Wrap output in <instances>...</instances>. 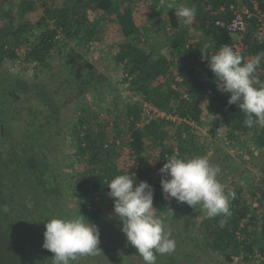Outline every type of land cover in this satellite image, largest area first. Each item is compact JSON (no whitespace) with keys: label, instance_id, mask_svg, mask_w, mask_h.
I'll use <instances>...</instances> for the list:
<instances>
[{"label":"trees","instance_id":"trees-1","mask_svg":"<svg viewBox=\"0 0 264 264\" xmlns=\"http://www.w3.org/2000/svg\"><path fill=\"white\" fill-rule=\"evenodd\" d=\"M174 1L169 6L153 5L155 27L148 29L137 15L138 7L148 0H41L43 12L35 22L30 18L40 9L38 0H21L16 10L11 6L15 0H0V68L15 61L17 49L24 48L25 68L37 63L34 78L45 77L56 57L62 60L58 72L68 73L56 86L42 77L32 83L23 98H15L10 91L14 92L20 77L0 72V118L5 123L0 135V221L12 222L2 231L16 239L14 252L20 264H54V254L42 246L45 224L40 221L73 215L71 209H65L62 197L71 198L74 209L90 222L102 225V206L114 199L108 195L107 184L127 170L135 174L137 183L146 181L152 186L155 214L165 221V215L175 210L172 199L162 194L159 169L173 154L209 159L210 145L200 140L205 116H214L212 134L225 127L226 139L240 149L252 154L251 145L264 147V127L244 125V113L236 105H228L230 93L218 90L207 59L202 60L205 52L211 54L223 44L233 45V34L217 21H229L234 16L231 5H251L250 0ZM258 3L264 15V0ZM181 4L196 9L190 26H184L175 15ZM258 22L252 18L242 35L245 61L264 52V43L254 35L260 32ZM110 24L117 31L112 45L117 48L114 62L127 74L123 80L129 82L137 97L174 114L176 121L157 119L138 127L141 109L134 102L126 101L122 108L118 102L107 105L103 115L98 107L106 106L105 95L91 107L83 99L90 91L112 84L96 62L85 56L103 39L104 28ZM166 33L171 55L156 46H142L154 35ZM255 76L257 87L264 85V62ZM112 88L119 91L117 86ZM77 100L80 107L74 106ZM72 106L79 108L77 114L73 109L67 112ZM122 120L130 131L127 137ZM64 128L70 130L69 142L81 166L71 175L70 184L60 180ZM255 168L260 175L256 186L246 184L232 190L236 198L231 200L230 216L208 218L205 213L195 221L197 224L191 221L198 229L194 227L197 236L190 238L201 241L195 247L203 253L185 255L201 259L215 253L226 264L242 255V263L258 260L264 264V157ZM52 205L58 206L56 212ZM40 208H48L49 214L34 224L32 211ZM17 220H24L19 229L14 226Z\"/></svg>","mask_w":264,"mask_h":264},{"label":"clouds","instance_id":"clouds-1","mask_svg":"<svg viewBox=\"0 0 264 264\" xmlns=\"http://www.w3.org/2000/svg\"><path fill=\"white\" fill-rule=\"evenodd\" d=\"M175 15L187 27L193 23L196 9L181 4ZM254 35L258 42L264 43V33ZM203 54L202 60L207 59V67L214 74L218 90L230 93L228 105H236L244 113V125L264 127V85L257 87L259 81L255 76L264 62V52L245 61L239 50L223 44L215 52ZM165 160L159 169L165 199L174 198L194 209L200 206L208 218L231 215L230 203L236 193L226 191L218 179L219 165L199 155L182 158L173 154ZM107 186L109 197L114 198L113 211L122 224L121 231L144 264H156L158 255L175 251L176 241L155 214L150 184L146 181L137 183L135 174L127 170L126 174L116 175ZM46 221L42 246L54 254V264H73L80 257L101 253L99 228L83 215L54 217Z\"/></svg>","mask_w":264,"mask_h":264},{"label":"rangeland","instance_id":"rangeland-1","mask_svg":"<svg viewBox=\"0 0 264 264\" xmlns=\"http://www.w3.org/2000/svg\"><path fill=\"white\" fill-rule=\"evenodd\" d=\"M21 0H15L14 4H11L13 10H16L19 6ZM61 2H72L73 0H57ZM148 0V3L141 5L137 9L138 20L140 23L146 27L154 28L153 17L155 9L153 5L155 3L169 6L171 3H174V0ZM184 3V1H182ZM40 6L39 11H35L31 14V21L35 22L39 15L43 12V6L41 0H38ZM165 8V7H163ZM146 27V28H147ZM167 37L168 34H156L153 36V39L150 42L146 41L142 44L143 47L148 49L150 46H156L157 49H161L164 53L170 54V50L167 46ZM235 39L239 38L238 34H233ZM117 40V31L114 26L111 24L104 28L103 39L99 42L94 43L91 51L86 54V58L90 59L93 62H96V65L99 71L103 76L108 78L111 81V85L117 86L118 90H114L111 85H107L98 90H92L83 97L86 103L91 107L96 102L100 101V96L105 95L106 97V106L104 104L101 107H98L99 110L105 114V108L107 105L111 106L114 103L118 102L120 108L126 103V98H123V91L119 88L118 83L121 82V68L117 67L114 62V53L117 51V48L112 47ZM75 45V42H72ZM80 51L83 52L81 49ZM61 58L56 57L53 61V69L47 71V75L44 77L46 82H51L52 84L58 85L60 83V78L66 76L68 73H59L58 70L62 67ZM37 70L36 67H30L29 69L17 68L16 71L11 70L10 62H5L0 72L2 73H13L11 75L20 77L17 80L14 90H18L23 94H27L30 90L32 83L41 81L40 78H34V72ZM54 73V74H52ZM123 93V94H122ZM125 97V95H124ZM80 101H75L74 106H78ZM101 108H103L101 110ZM72 107L67 109V112L70 113ZM78 109H73V113L77 114ZM72 113V112H71ZM214 116H205L203 125L200 126L201 132V141L202 143H209V161L213 164L219 165L221 168V173L218 176L220 182L225 186L226 191H232L237 186L249 184L250 186H256L260 175L255 168V165H258L260 160L264 157V147L263 146H250L249 149L253 150H242L238 145L231 143L230 139L225 137V127L217 129L215 134H212L211 128H216ZM198 126V125H197ZM196 126V127H197ZM121 127L124 133V136L127 137L130 135L129 128L125 124V120H122ZM69 128H64L61 131L62 141H63V150L60 152V160L63 163V168L60 170L62 177L61 181H66L68 184L71 183V175H74L79 167V160L76 154L74 153V148L71 147L69 142L70 136ZM71 196V195H70ZM63 202L66 201L65 209L71 211L73 215H79L73 205L71 204L68 197L63 198ZM173 201L174 212L170 211L165 215V221L162 220L166 230L171 233V238L176 241L175 251L171 254L158 255L156 264H226L223 259L218 254H211L209 256H202L203 258L199 259L195 256H187L184 253H203L201 248L195 247V244L200 243L201 241L196 240L194 242L191 240V236H194V225L199 219L205 215V211L197 206L195 209L186 203L177 202L174 198H171ZM54 204H57L54 203ZM58 207L57 205H52L51 210ZM48 208L35 209L33 214H31L34 219L31 220L32 223H38L40 217L45 216L49 211ZM114 203L113 200L107 201L102 206V225H100V243L98 245L101 253H98L95 256H83L80 257L76 262L77 264H144L142 258L138 255L135 247L131 246L125 237V234L121 231L122 224L119 219L114 214ZM201 210V212H200ZM203 210V212H202ZM54 212L55 209H54ZM199 212V214H197ZM47 214V215H48ZM53 215V214H52ZM197 215V216H196ZM36 218V219H35ZM41 223L46 224L45 218L41 219ZM24 220H17L14 223L15 228H21L20 223ZM194 224H192V222ZM196 221V222H195ZM11 222V220H10ZM9 222V223H10ZM39 222V223H40ZM199 222V221H198ZM8 223V224H9ZM12 223V222H11ZM7 221H0V264H20L21 261L16 257L14 249L17 245L16 239H13L12 236H9L7 233H3L7 227ZM197 224V223H196ZM194 231V232H193ZM199 255V254H198ZM174 257V258H173ZM232 264H260L258 260L249 261L246 263L233 262Z\"/></svg>","mask_w":264,"mask_h":264},{"label":"built area","instance_id":"built-area-1","mask_svg":"<svg viewBox=\"0 0 264 264\" xmlns=\"http://www.w3.org/2000/svg\"><path fill=\"white\" fill-rule=\"evenodd\" d=\"M251 5L248 4H242L239 7H236L235 5H231V9L233 10L234 16L227 22H223L221 20L217 21V25L219 26H225L227 30L231 34H238L239 38L234 39V43L232 47L235 50H239L242 54L245 51V45L243 41V34L248 29V24L252 18L258 19L259 24V31L264 33V15L259 7L258 0H250ZM168 34L171 33V30L168 29ZM58 39H61V34H58L56 36ZM17 58L15 61L10 62L11 70L16 71L17 68L22 69L26 67V52L24 48L17 49ZM36 62H33L30 67H36ZM121 82L118 83L119 88L123 91L124 95L126 96L127 102H134L140 107V115L141 119L137 122V126L141 127L145 123H149L151 120H157V119H167L171 121H176L177 116L174 114L168 112L167 110H163L153 104L150 101L143 100L136 96L135 92L130 89L129 82H125L123 79L127 74H125L121 70ZM178 80H181V77H177ZM134 100V101H133ZM257 205V202L254 203ZM242 255L235 257L234 262L238 263L242 259Z\"/></svg>","mask_w":264,"mask_h":264},{"label":"flooded vegetation","instance_id":"flooded-vegetation-1","mask_svg":"<svg viewBox=\"0 0 264 264\" xmlns=\"http://www.w3.org/2000/svg\"><path fill=\"white\" fill-rule=\"evenodd\" d=\"M20 94H23V93H21L18 90H14V92L10 91V95L15 97V98H23L25 96V94H24V96L21 97ZM0 119H2V118H0ZM4 131H5V123L3 122V119H2V122L0 123V135H3Z\"/></svg>","mask_w":264,"mask_h":264},{"label":"water","instance_id":"water-1","mask_svg":"<svg viewBox=\"0 0 264 264\" xmlns=\"http://www.w3.org/2000/svg\"><path fill=\"white\" fill-rule=\"evenodd\" d=\"M20 96H21V97H23V96H24V94H20ZM1 122H2V119H0V123H1Z\"/></svg>","mask_w":264,"mask_h":264}]
</instances>
